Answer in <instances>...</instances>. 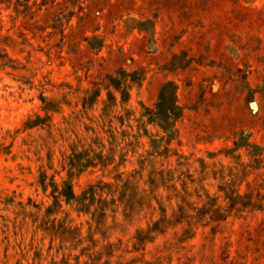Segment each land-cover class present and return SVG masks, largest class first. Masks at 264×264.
Wrapping results in <instances>:
<instances>
[{
  "label": "rangeland",
  "instance_id": "374dc122",
  "mask_svg": "<svg viewBox=\"0 0 264 264\" xmlns=\"http://www.w3.org/2000/svg\"><path fill=\"white\" fill-rule=\"evenodd\" d=\"M241 2L264 8V0ZM42 3L30 0L28 8L25 0H0V264H264V256L245 253L240 245L246 230L264 237V27L254 31L262 44H254L247 77L242 72L227 78L210 68H201L206 74H177L144 61L147 74L133 86L129 101L123 104L116 92L117 105L104 111V86L92 107L83 104L86 90L94 89L91 74L98 75V63L89 72L87 65L73 67L61 27L46 22L51 4ZM78 10L71 3L66 10L75 12L73 25ZM120 27L94 57H107L110 45L129 48L138 32L125 38L123 22ZM104 30L87 35H103ZM86 46L82 41L81 48ZM114 70L110 65L108 72ZM169 81L178 87L183 115H162L160 124L141 118L143 106L157 109ZM42 97L58 106L47 112ZM38 117L40 123L27 125ZM111 147L115 161L107 168H70L72 154L91 149L92 156L101 148L113 154ZM153 169L165 170L170 178L156 182V193L172 219L150 233L147 229L162 217L155 199L154 213L145 209L126 216L120 205L109 206L103 216L97 204L90 212L64 199L59 206L51 183L62 190L70 181L80 196L101 179L122 183L118 175L123 173L124 181L133 178L140 188L150 189ZM42 174L47 175L46 189ZM184 194L191 206L208 210L201 216L188 208L191 226L186 220L178 223ZM213 203L221 207L214 220L209 212Z\"/></svg>",
  "mask_w": 264,
  "mask_h": 264
},
{
  "label": "trees",
  "instance_id": "16d2710c",
  "mask_svg": "<svg viewBox=\"0 0 264 264\" xmlns=\"http://www.w3.org/2000/svg\"><path fill=\"white\" fill-rule=\"evenodd\" d=\"M29 1L25 0V5L31 8L33 5L29 4ZM36 3L35 1L34 4ZM49 3L51 8L56 10L51 11V8H47L46 22L52 20L54 21L53 27L56 29L61 27L63 43H68L70 46L68 53L72 54L73 67L82 69L87 65L89 72L95 63H98V75L91 74L94 78V89L86 90L87 95L83 98V104L84 107H92L99 100L102 92L101 86H104L108 89L104 111L117 105L116 92L121 93L123 104L129 101L133 86L140 85L147 74L148 66L141 65L144 61L155 64L161 71L177 74L187 70L201 71L206 74L207 71H202L201 68H210L216 70L215 74H221L227 78L242 72L247 77L250 73L249 61L254 44H262V39L255 35L254 31L264 27V8L247 7L242 4L241 0H63V2L43 0L42 4ZM70 3L74 7L79 6L77 12L79 19L76 25L71 22L75 12H66ZM100 20H104V23H97ZM121 22L125 30L121 33L123 37L128 38L135 31L138 32V35L130 42L129 48L125 49V45L112 48L110 45L107 57L103 55L94 57L93 52L99 55L107 46V37L122 29ZM102 27L105 29L103 35H87L88 31L95 33ZM67 28H69V33L65 34ZM82 41H87L86 49L81 48ZM135 55L139 57L135 58ZM58 57L63 58L64 56L59 54ZM86 58L88 61H85ZM128 61H130V66H126ZM240 63H244L245 68H241ZM110 65L116 69L112 73L108 72ZM112 87L115 90H112ZM177 92L178 87L175 82L165 83L160 92L157 109L143 106L145 111L142 112L141 118L146 116L148 122L160 124L162 115L173 119L182 116L184 107L179 103ZM42 99L43 108L47 112L58 106L57 102L48 100L47 97H42ZM40 119L38 117L37 122L31 121L27 125L38 124ZM165 129L168 128L165 127ZM145 131L147 132L146 129ZM122 134L123 136L130 135L127 131H123ZM133 136L138 139L140 135ZM112 137L115 138L114 134ZM132 144H134L132 141L128 143V145ZM247 144L249 146V142ZM91 151L88 149L80 154H72L70 168L99 165L107 168L115 161V149L112 147L111 153L113 154H105L104 149L101 148L99 152L90 156ZM122 174L118 175L122 183L105 182L101 179L90 184L80 196H77L70 181H65V187L59 190L58 184L52 179L53 192H58L55 195L56 203L62 206L64 199L67 204L76 203L77 209L84 212H90L92 206L97 204L96 211L101 209L100 213L103 216L109 206L123 205L126 216H129L145 209H152L154 213L156 211L153 204L155 199L159 204L162 217L154 221L155 227L148 228L146 232L155 231L163 222L166 220L169 222L172 219H167L166 206L156 193L159 188L156 183L158 180L163 182L170 180L165 177V170L150 171V189L140 188L133 178L124 181L121 178ZM46 179L47 175L42 174L40 182L44 189L48 187ZM183 186H186L185 181ZM109 197L111 198L108 199ZM186 199L187 196L184 194L182 203L178 204L181 217L178 223L186 220L191 226L193 216L189 213V209L198 211L201 216L208 210L203 213L204 209L191 206ZM214 205L216 203L209 207L212 218L221 211L220 206L214 208ZM189 229L190 227L187 230ZM138 239L141 238L138 237ZM240 245L243 246L245 253L251 251L253 254L260 253V257L264 256L262 235L246 230L240 236Z\"/></svg>",
  "mask_w": 264,
  "mask_h": 264
}]
</instances>
